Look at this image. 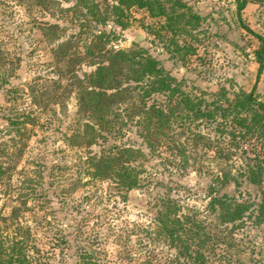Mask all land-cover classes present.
Returning a JSON list of instances; mask_svg holds the SVG:
<instances>
[{
  "label": "rangeland",
  "instance_id": "obj_1",
  "mask_svg": "<svg viewBox=\"0 0 264 264\" xmlns=\"http://www.w3.org/2000/svg\"><path fill=\"white\" fill-rule=\"evenodd\" d=\"M94 1L101 8L111 2ZM185 1L203 17L194 38L175 36L178 43L194 46L193 54L169 42V33L160 27L161 16L151 17L137 6L124 10L122 28L108 18L104 24L93 25L92 31L107 32L108 48H144L192 95L203 93L209 100L223 85L229 92L253 89L264 102V67L256 76L252 53L259 40L241 26L248 25L264 41V0H246L239 18L235 0ZM73 2L38 5L31 0H0V76L7 79L0 86V233L9 239L28 228V253L47 264H74V251L83 244L92 249L96 264H136L139 258L177 264L169 263L172 249L154 231L153 217L163 196L178 202L179 212L193 213L205 225L201 232L208 236L203 246L207 264H264V217L260 221L253 217L259 193L244 175L236 174L245 161L239 149L229 146L233 151L229 159L213 164L212 150L200 145L194 149L188 141L187 150L198 160L180 170L175 151L160 146L158 154L141 160L140 185L128 190L126 199L110 180L84 182L86 149L70 147L63 139L75 125V93L73 88L67 90L70 66L56 61L50 51L55 40H47L39 29L43 21L57 22L64 28L61 37L75 35L77 21L70 11L59 9ZM135 31L142 35L138 41L133 39ZM73 38L78 44L85 40L83 34ZM91 68L85 59L74 65V72L81 75ZM60 73L64 74L57 85ZM29 84L44 90V95L33 97ZM118 107L123 109L124 104ZM14 115H20L19 119L29 115L33 121L20 124L16 132L7 118ZM207 122L201 120L197 127L216 135L213 124ZM118 131L119 135L114 132L106 140L97 138L91 149L98 151L111 142L139 143L133 125L122 124ZM255 148L264 158V145L257 143ZM221 169L237 178L236 189L227 193L251 202L235 225L218 221L206 207L208 183ZM214 185L219 192L226 190L225 184Z\"/></svg>",
  "mask_w": 264,
  "mask_h": 264
},
{
  "label": "trees",
  "instance_id": "obj_2",
  "mask_svg": "<svg viewBox=\"0 0 264 264\" xmlns=\"http://www.w3.org/2000/svg\"><path fill=\"white\" fill-rule=\"evenodd\" d=\"M31 1L39 5L52 3L53 0ZM245 2L235 0L238 18ZM105 4L101 8L94 0H74L67 6H59L61 11H70L77 21L75 35L70 33L61 37L64 28L57 22L43 21L39 25L40 32L47 40H55L50 51L56 61L70 66L67 69L71 72L67 90L73 88L75 93V125L68 134H64L63 139L70 147L86 149L83 161L88 177L84 182L110 180L122 191V198L126 199V192L140 185L143 171L141 160L148 159L152 153L158 154V147L174 150L178 155L177 167L184 170L198 160L187 150L185 144L188 141H191L194 149L200 145L212 150L213 164L228 160L233 152L228 148L232 146L245 157L243 166H238L240 170L236 174L244 175L259 193L253 217L260 221L264 217V186H261V182H264V158L260 157L255 147L257 143L264 145V102L253 93V89L246 91L239 88L229 92L223 85L216 88L214 97L209 100L205 99L203 93L192 95L144 48H108L107 32L102 29L92 31L93 25L104 24L108 18L122 28L126 25L124 10L137 6L145 8L151 17L161 16L163 21L160 27L169 33V42L174 44L175 49L185 46L184 52L193 54L194 46L190 43L185 45L186 42L178 43L175 38L179 34L194 38L195 29L203 18L185 0H111ZM241 26L259 40L252 51L257 62V76L264 67V41L248 25L241 23ZM81 34L85 40L78 44L73 37L80 39ZM85 59L92 68L81 75L75 73L74 65ZM63 74L58 75L57 85ZM4 82L7 79L2 75L0 86ZM28 88L33 97L44 95V90L34 88L32 84ZM121 104H124L123 109L118 107ZM19 116L7 117L8 122L15 125L16 132L20 124L33 121L29 115L22 119ZM201 120L213 124L216 135L201 131L197 127ZM122 124L134 126V132L140 138L138 144L111 142L99 147L98 151L91 149L97 138L106 140V136L114 132L119 135ZM181 136H184L182 141ZM220 157L222 160L216 161ZM172 161L166 160L168 163ZM217 173L208 183L210 197L206 207L218 221L235 225L250 208L251 202L237 200L227 193V189L235 190L237 186V178L229 170L221 169ZM216 183L221 186L225 184L226 190L219 192V186L214 185ZM180 208L181 205L174 199L160 196L153 217L155 234L172 249L169 263L207 264L203 246L208 236L207 232H201L205 225L193 213L179 212ZM28 237V228L9 239L0 233V264H47L28 253ZM74 252V264H96L90 247L83 244ZM135 263L156 264L149 258H139Z\"/></svg>",
  "mask_w": 264,
  "mask_h": 264
},
{
  "label": "water",
  "instance_id": "obj_3",
  "mask_svg": "<svg viewBox=\"0 0 264 264\" xmlns=\"http://www.w3.org/2000/svg\"><path fill=\"white\" fill-rule=\"evenodd\" d=\"M141 38H142V35H141V33H140L139 31H135V32L133 33V39H134V40L138 41V40L141 39ZM190 176H192V172H190Z\"/></svg>",
  "mask_w": 264,
  "mask_h": 264
}]
</instances>
